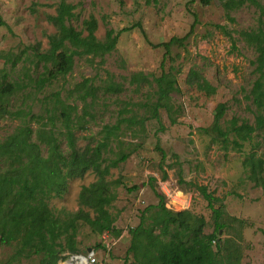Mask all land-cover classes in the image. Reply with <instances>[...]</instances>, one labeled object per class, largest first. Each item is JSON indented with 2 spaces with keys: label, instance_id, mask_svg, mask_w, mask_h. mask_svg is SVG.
<instances>
[{
  "label": "rangeland",
  "instance_id": "374dc122",
  "mask_svg": "<svg viewBox=\"0 0 264 264\" xmlns=\"http://www.w3.org/2000/svg\"><path fill=\"white\" fill-rule=\"evenodd\" d=\"M59 1L0 0V20L4 22L0 25V86L8 82L14 86L12 93L0 99V142L20 126L29 125L35 130L41 121L31 119L30 115L45 116V108L53 106L55 92H59L60 99H76L70 91L84 78H91L99 86L111 79L122 84L123 90L114 94L98 91L84 128L76 130L78 148L95 145L102 126L116 123L120 111L136 120L144 118L143 123L136 122L131 127L122 124L119 140L113 138L106 153L111 158L118 157L120 152L129 153L106 176L116 194L108 207L115 217L114 231L98 234L82 224L76 236L78 255L94 247L97 264H140L128 252L129 230L140 223L146 207L159 203V195L168 209L187 210L190 223L202 217L204 234L214 232L213 211L208 202L192 185L178 183L180 166L186 182L205 185L221 199L220 221L224 227L216 231V236L224 246L223 254L238 253L240 264H264V191L248 179L242 165L250 153L264 161V141L260 134H254L240 150L231 144L224 149L200 130L211 124L220 102L226 104L223 127L229 126L232 116L254 120L255 107L249 95L258 76L252 63L256 53L244 42L240 31L257 28V7L246 2L226 11L221 0H211L208 5L199 0H65L75 6L68 22L80 30L83 20L93 16L97 20L95 35L101 41L109 28L119 31L136 26L120 32L111 52L102 57L76 56L71 72L40 87L35 81L43 70V62L37 60L35 52L49 48L48 36L55 33V27L48 16L55 14ZM261 3L264 6V0ZM193 14L196 22L189 32ZM216 24L222 28L215 27ZM173 36L183 38L173 43L168 53L163 46H155ZM170 65L174 66L172 72L176 73L178 86L169 100L177 109L173 113L177 120L174 124L164 108L159 109L156 119L148 117L142 105L156 100L153 77L167 71ZM191 68L215 87L214 93L206 94L185 82ZM135 72L147 75L151 83L131 84L129 78ZM75 103L77 113L81 114L83 102ZM232 137L230 133L229 138ZM60 141L67 154L66 140L60 136ZM41 148L45 155L46 148ZM96 178L88 170L81 177L68 179L66 191L51 198L49 207L55 214L61 210L77 211L81 187ZM134 185L138 188L130 189ZM178 192L185 203L174 202ZM214 205L218 207L219 203ZM15 249L14 243L0 244V264H40L39 255L12 259ZM63 254L66 258L59 259L57 264H80L75 258L70 259L69 252Z\"/></svg>",
  "mask_w": 264,
  "mask_h": 264
},
{
  "label": "trees",
  "instance_id": "16d2710c",
  "mask_svg": "<svg viewBox=\"0 0 264 264\" xmlns=\"http://www.w3.org/2000/svg\"><path fill=\"white\" fill-rule=\"evenodd\" d=\"M199 1L203 5L211 2ZM246 2L255 5L259 11L257 28L240 31L244 42L256 53V59L252 63L255 64L254 70L258 76L253 81L249 95L255 107L254 120L249 122L232 116L229 126L223 127L221 119L226 104L220 102L214 109L211 124L200 128L224 149L231 144L234 149L240 150L244 142L251 140L254 134H260L264 141V6L261 0H221L226 11ZM74 7L73 4L60 0L55 14L48 16L55 27V33L48 36L47 51L35 52L37 60L43 62V70L35 81L37 86L42 87L60 76H66L71 72L76 56L102 57L111 52L115 49L120 32L136 26L134 24L119 31L109 28L101 41L95 35L97 20L93 16L83 20L84 27L80 30L68 22L74 14ZM193 16L189 32L196 22V16ZM2 24L4 22L0 20V25ZM215 27L222 28L219 24ZM83 30L86 34H83ZM182 38L173 36L155 46H163L165 53H168L170 46ZM172 70L174 71V66L170 65L167 71L162 70L159 76L153 77L156 100L142 105L147 109L148 117L156 119H159V109L164 108L170 122L174 124L177 120L173 113L177 109L173 108L169 100L170 94L177 91L178 86L176 73ZM129 82L151 83L149 77L142 72L131 74ZM185 82L190 86L195 85L206 94L215 91V87L197 69L191 68L188 71ZM100 89L103 93L114 94L120 93L123 86L111 79L99 86L91 78H84L70 91V95L74 93L76 99L72 102L60 99L59 92H55L53 106L45 108V116L30 115L31 119L41 121L35 130L29 125L20 126L0 142V244L16 245L12 259L39 255L40 264H57L59 259L66 258L64 252L71 255L79 253L76 236L82 224L98 234L114 231L115 217L108 207L116 194L112 189V182L106 176L111 168L125 161L129 153L120 152L116 158L108 157L106 153L110 151L111 140H119L122 124L126 123V126L131 127L136 122L143 123L144 118L136 120V117L124 116L120 111L116 123L102 126L101 136L95 145L78 148L76 130L84 128L86 116L91 115L88 109L95 102ZM13 91L14 86L10 82L0 86V99ZM77 100L83 102L81 114L77 113ZM230 133L233 135L231 139ZM60 136L66 140L67 154L61 149ZM42 145L46 148L45 155L42 153ZM161 152L164 159L165 153ZM242 165L248 179L264 191L263 158L250 153L244 157ZM88 170L94 172L97 178L81 187L78 195L80 208L75 212L61 210L60 214H55L48 201L62 196L68 179L81 177ZM163 174L166 175L165 170ZM177 176L179 184L192 185L208 202L213 211L214 232L204 234L205 222L202 217L196 218L195 223H190L191 215L187 210L168 209L159 195V203L146 207L141 214L140 223L129 230L131 245L128 252H132L134 259L140 264H240L238 253L223 254L224 246L220 245L216 236V231L224 227V223L220 221L223 214L221 199L208 191L205 185L186 182L180 166ZM137 188L134 185L130 189ZM215 203H219V206L216 207ZM156 228L158 232H155Z\"/></svg>",
  "mask_w": 264,
  "mask_h": 264
},
{
  "label": "bare ground",
  "instance_id": "6f19581e",
  "mask_svg": "<svg viewBox=\"0 0 264 264\" xmlns=\"http://www.w3.org/2000/svg\"><path fill=\"white\" fill-rule=\"evenodd\" d=\"M173 197V196H172ZM174 202L175 203H185V201H184V197H183V195H182V193H180V192H178L175 196H174ZM183 205V204H182ZM185 207V206H184ZM72 258H75V257H72ZM72 258H70V259H72ZM75 262L76 263H80V264H87L86 263V260H85V258H83V257H81V258H75Z\"/></svg>",
  "mask_w": 264,
  "mask_h": 264
},
{
  "label": "built area",
  "instance_id": "2783aa9c",
  "mask_svg": "<svg viewBox=\"0 0 264 264\" xmlns=\"http://www.w3.org/2000/svg\"><path fill=\"white\" fill-rule=\"evenodd\" d=\"M85 257H86L87 264H97L95 252L93 250L90 252H86Z\"/></svg>",
  "mask_w": 264,
  "mask_h": 264
},
{
  "label": "water",
  "instance_id": "95a60500",
  "mask_svg": "<svg viewBox=\"0 0 264 264\" xmlns=\"http://www.w3.org/2000/svg\"><path fill=\"white\" fill-rule=\"evenodd\" d=\"M90 251H92V248L91 247H88L86 251H82V253L79 254V255L78 254L77 255H71L70 258L75 257V258H78L79 259V258L83 257L86 260L85 253L86 252H90Z\"/></svg>",
  "mask_w": 264,
  "mask_h": 264
},
{
  "label": "clouds",
  "instance_id": "9594fccd",
  "mask_svg": "<svg viewBox=\"0 0 264 264\" xmlns=\"http://www.w3.org/2000/svg\"><path fill=\"white\" fill-rule=\"evenodd\" d=\"M86 254V253H85Z\"/></svg>",
  "mask_w": 264,
  "mask_h": 264
}]
</instances>
